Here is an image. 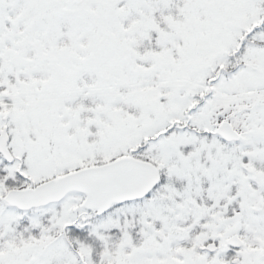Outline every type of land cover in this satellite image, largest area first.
<instances>
[{"label":"snow or ice","instance_id":"1","mask_svg":"<svg viewBox=\"0 0 264 264\" xmlns=\"http://www.w3.org/2000/svg\"><path fill=\"white\" fill-rule=\"evenodd\" d=\"M0 264H264V0H0Z\"/></svg>","mask_w":264,"mask_h":264}]
</instances>
